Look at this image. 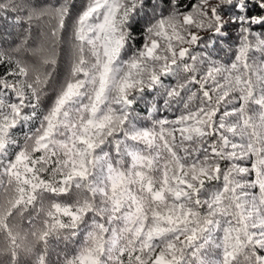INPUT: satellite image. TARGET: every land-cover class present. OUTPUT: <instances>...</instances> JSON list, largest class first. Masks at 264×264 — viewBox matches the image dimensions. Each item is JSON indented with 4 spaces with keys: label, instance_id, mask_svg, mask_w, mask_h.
<instances>
[{
    "label": "snow or ice",
    "instance_id": "snow-or-ice-1",
    "mask_svg": "<svg viewBox=\"0 0 264 264\" xmlns=\"http://www.w3.org/2000/svg\"><path fill=\"white\" fill-rule=\"evenodd\" d=\"M0 264H264V0H0Z\"/></svg>",
    "mask_w": 264,
    "mask_h": 264
}]
</instances>
